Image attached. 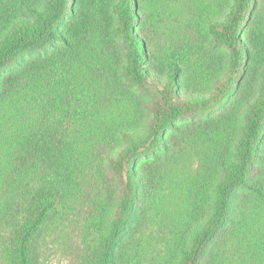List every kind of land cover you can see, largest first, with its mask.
I'll return each instance as SVG.
<instances>
[{"label":"trees","instance_id":"trees-1","mask_svg":"<svg viewBox=\"0 0 264 264\" xmlns=\"http://www.w3.org/2000/svg\"><path fill=\"white\" fill-rule=\"evenodd\" d=\"M184 1L0 0V162L15 164L17 206L10 264H40L75 180L91 176V166L76 176L81 151L120 172L107 225L88 238L92 264H126L123 245L164 167L199 130L221 133L204 146L206 179L169 264H216L246 229L264 264V0H194L195 39L176 43L164 11ZM120 102L131 120L115 117ZM98 131L107 138L94 142Z\"/></svg>","mask_w":264,"mask_h":264},{"label":"rangeland","instance_id":"rangeland-1","mask_svg":"<svg viewBox=\"0 0 264 264\" xmlns=\"http://www.w3.org/2000/svg\"><path fill=\"white\" fill-rule=\"evenodd\" d=\"M193 3L194 0H185L183 5H175L164 11L166 18L163 19V24L167 38L176 43L194 41L195 35L188 23L191 16L193 18ZM259 12L263 15V11ZM109 98V102H112ZM120 103L121 106L116 110L118 116L115 117L122 119L126 116V120H131L129 104ZM196 121L198 119L195 117L186 122ZM220 133L221 131L210 133L199 130L194 135L187 136L182 144V151H176L173 161L164 167L160 188L151 195L148 203L151 209L147 219L123 245L126 264H169L176 242L196 209V192L206 179L210 154L213 152L204 146L217 142ZM102 138H107V135L98 131L93 133L91 140L95 142ZM90 153L94 151H81L79 164H72L78 177H81L79 173L85 166H91L92 173L90 178L82 182L75 180L78 187L69 200L60 223L45 236L40 264H92L93 258L96 255L99 257V250L90 246L88 238L91 232L100 231L107 225V211L111 207L108 199L110 195L114 197L119 190L120 172L101 165ZM5 161L10 162H0V168L5 173L3 178L0 169V264H10L8 244L13 216L17 210V206L11 201L15 164L11 160ZM259 242L256 230L246 229L240 232L234 240L221 246L216 264H262L258 260Z\"/></svg>","mask_w":264,"mask_h":264}]
</instances>
